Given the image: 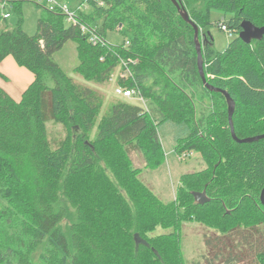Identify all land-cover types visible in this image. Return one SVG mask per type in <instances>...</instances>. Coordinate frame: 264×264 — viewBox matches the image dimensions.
<instances>
[{"label":"trees","instance_id":"obj_1","mask_svg":"<svg viewBox=\"0 0 264 264\" xmlns=\"http://www.w3.org/2000/svg\"><path fill=\"white\" fill-rule=\"evenodd\" d=\"M4 1L20 14L27 0ZM84 2L87 8H70L79 25H67L59 7H44L34 35L22 21L0 33V63L12 55L35 76L19 101L0 86V264H185L182 221L220 220L227 235V222L247 208L264 220V138L234 139L225 95L210 91L200 75L194 27L171 0ZM179 2L199 28L207 82L235 101L236 137L264 135V36L250 44L239 37L243 20L264 26V0ZM214 11L230 16L218 21L235 37L224 51L214 48ZM97 21L100 30L92 27ZM81 24L105 40L107 30H119L124 42L93 45ZM68 40L78 43L76 72L95 83L110 79L120 57L137 60L134 77L119 82L139 88L152 108L118 101L97 124L100 94L75 83L53 60ZM47 96L52 118L67 133L56 148L48 137ZM166 124L176 127L175 152H199L207 165L180 177L170 203L138 180L125 150L137 144L148 166L161 165L159 133ZM203 190L210 201L197 204L192 193ZM158 227L173 232L151 235ZM259 238L243 244L264 264V234ZM238 261L229 250L226 264Z\"/></svg>","mask_w":264,"mask_h":264},{"label":"rangeland","instance_id":"obj_2","mask_svg":"<svg viewBox=\"0 0 264 264\" xmlns=\"http://www.w3.org/2000/svg\"><path fill=\"white\" fill-rule=\"evenodd\" d=\"M56 2L68 5L72 10L78 9L81 4L85 6V0H55ZM51 0H27L22 3L21 13L16 10L14 5L7 3L5 8L0 4V33L4 30H13L22 21V28L29 35H34L37 32L38 20L42 16L44 7L52 9ZM10 13V17L5 18L4 14ZM22 19V20H21ZM228 21L230 16L223 15L219 12L212 13V22L214 25L210 28V32L214 38V48L217 51H224L228 44L235 38L222 30L219 26L220 20ZM67 25L71 23L68 19L65 20ZM96 30H100L101 22L97 21L92 26ZM121 26L118 27V29ZM125 37L119 30H107L106 40L115 45H120L124 42ZM11 58V57H9ZM13 60L12 66L3 63V69L8 76L6 82L2 81L3 87H11L15 91V96L20 95L26 86L28 80L22 82V75L20 70L29 72V69L17 65ZM53 60L61 67V69L70 76L75 83L80 86H88L96 90L102 97L101 112L98 117V122L106 115L110 106L118 101H126L131 104L142 106L140 101L125 99L118 97L115 93L117 85L116 76L119 73L114 70L113 80L109 79L105 83H95L92 80L85 79L82 75L76 72V67L79 64L78 43L76 40H68L63 47L53 54ZM21 79V84L19 83ZM52 86V83H50ZM2 87V88H3ZM207 103V101H206ZM146 105L148 109L152 108V104L147 100ZM144 106V105H143ZM46 113V125L48 127V137L52 143L53 148L66 137V130L64 126L57 123L53 118L50 110V98L47 100L44 107ZM96 127L91 134V138L95 136ZM176 127L171 124H166L160 130L159 136L165 152L164 162L157 167H150L147 165L143 152L139 149L137 144L128 145L125 147L127 157L129 158L132 169L137 170L138 180L144 184L149 190L154 192L157 198L163 203H170L176 198L177 190L180 185V177L185 174L201 171L206 168V163L199 152H183L181 154L175 152L176 145ZM110 181L118 185L115 178L109 173ZM231 213L230 210H227ZM71 219L75 217V208L71 209ZM70 220L63 222V228L69 224ZM240 227L231 231L233 227ZM173 228L158 227L151 235L169 234L173 232ZM226 232L229 234L223 235V226L219 222L214 224L190 219L184 220L180 223L179 234L181 240V252L185 264H226L225 260L228 257L229 250H233V254H239L240 260L233 264H261L260 260L256 258V254L251 252L249 255L246 252V245L243 244L248 239L261 240L262 233L264 234V220L257 216V214L247 208L244 212L238 213L236 218L229 220L226 224ZM213 243L212 247L209 242ZM258 240V241H259ZM221 247V248H220ZM41 254V250L36 253V257ZM217 255V256H216ZM206 258L208 260H206Z\"/></svg>","mask_w":264,"mask_h":264},{"label":"water","instance_id":"obj_3","mask_svg":"<svg viewBox=\"0 0 264 264\" xmlns=\"http://www.w3.org/2000/svg\"><path fill=\"white\" fill-rule=\"evenodd\" d=\"M171 1L179 10L182 18L194 27L195 43H196V49H197V53H198L199 72H200V75L202 76V79H203L205 86L210 91H217V92L223 93L226 97V100L228 103L230 125H231V130H232V134H233L234 139L237 140L239 143H244V142L257 141L259 139L264 138V135L246 138V139H238L236 137L235 131H234V124H233V120H232V116H233V113L235 111V105H236L235 101L230 97L229 93H227L224 90L215 88L214 86H212L211 84H209L207 82V78H206L205 73H204V65H203V58H202V43H201L200 38H199V28H198L197 24L190 18L189 13L181 7L179 0H171ZM241 29L242 30L239 33V37L247 44H250L253 40H260L264 36V26L258 27L248 20L242 21ZM192 194H193L195 202L197 204L203 205V204L207 203L208 201H210V198L208 197L206 190H203L202 192H193ZM261 202L264 205V188H263L262 193H261Z\"/></svg>","mask_w":264,"mask_h":264},{"label":"built area","instance_id":"obj_4","mask_svg":"<svg viewBox=\"0 0 264 264\" xmlns=\"http://www.w3.org/2000/svg\"><path fill=\"white\" fill-rule=\"evenodd\" d=\"M51 2L53 3L51 5L52 9L59 7L61 9V11L67 16V19L69 22H71L72 24H75V25H79V22L77 21L75 13L70 9V7L68 5L56 2L55 0H51ZM6 3H8V2L4 1V3H2L1 6L3 8H5V6L7 5ZM4 17L5 18L10 17V13H5ZM80 26H81V29L83 32H86V31L90 32L89 41L93 45L108 44L107 40H105L102 36H100L94 29L89 28V27L85 26L84 24H81ZM221 29L226 31L229 34V36L233 37L234 33L232 30H230L227 27V25L222 24ZM136 63H137V60H134L133 58L120 57L119 64L115 68V70L119 72L116 76L117 85L115 88V93L118 97H121V98L140 101L144 105V106L142 105L140 107L143 108L144 111H149V109L146 105V102L148 99L142 95L139 88H137L136 86L129 87V86L124 85V84L119 82L120 79L123 81H127L128 79L134 77L133 71L131 69V65L136 64ZM113 78H114V75H111L110 79L113 80Z\"/></svg>","mask_w":264,"mask_h":264},{"label":"crops","instance_id":"obj_5","mask_svg":"<svg viewBox=\"0 0 264 264\" xmlns=\"http://www.w3.org/2000/svg\"><path fill=\"white\" fill-rule=\"evenodd\" d=\"M9 57H11V58H9ZM9 59H14V61H15V63L18 65V63L16 62V60H15V58L12 56V55H9V56H7L1 63H0V86L1 87H3L1 84H4L3 82L5 81L6 82V80H7V78H8V76L6 75V73H5V71H4V69H3V63H5L6 61H7V63L9 64V65H11L12 66V64H13V60H9ZM20 66V65H19ZM30 71V70H29ZM20 74L22 75V82H24L25 80H28V82H27V84H26V86L24 87V89H23V91H22V93L20 94V95H17V96H15V100H17V101H19L20 99H21V97H22V94H23V92L27 89V87L33 82V80H34V74L30 71V73L29 72H26V71H24V70H20ZM1 80L3 81V82H1ZM19 83L21 84V79H20V81H19ZM10 95L12 94H15V91L14 90H12L11 89V87H3Z\"/></svg>","mask_w":264,"mask_h":264}]
</instances>
